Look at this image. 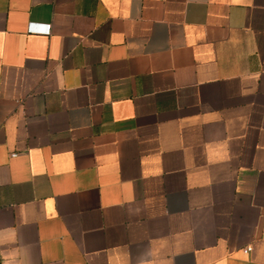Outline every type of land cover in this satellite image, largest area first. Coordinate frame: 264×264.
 <instances>
[{
	"label": "crops",
	"instance_id": "0c3cea01",
	"mask_svg": "<svg viewBox=\"0 0 264 264\" xmlns=\"http://www.w3.org/2000/svg\"><path fill=\"white\" fill-rule=\"evenodd\" d=\"M0 264H264V0H0Z\"/></svg>",
	"mask_w": 264,
	"mask_h": 264
},
{
	"label": "built area",
	"instance_id": "2783aa9c",
	"mask_svg": "<svg viewBox=\"0 0 264 264\" xmlns=\"http://www.w3.org/2000/svg\"><path fill=\"white\" fill-rule=\"evenodd\" d=\"M29 31H41V32H48L49 31V27L48 26H43V27H40V26H37L35 25L34 23H32L30 26H29ZM251 248L248 247L247 251H249Z\"/></svg>",
	"mask_w": 264,
	"mask_h": 264
}]
</instances>
